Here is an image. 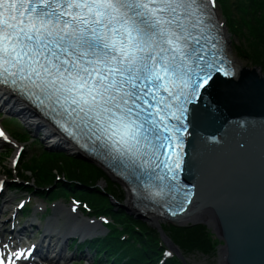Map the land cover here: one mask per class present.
<instances>
[{
	"label": "snow or ice",
	"instance_id": "1",
	"mask_svg": "<svg viewBox=\"0 0 264 264\" xmlns=\"http://www.w3.org/2000/svg\"><path fill=\"white\" fill-rule=\"evenodd\" d=\"M215 4L0 0V86L54 113L73 137L146 157L145 166L162 169L155 173L160 185L154 195L163 198L166 189L180 191L172 182L181 157L161 159L160 150L180 139L185 104L207 90L216 66L215 52L206 60L209 51L201 45L203 39L216 47L205 35V14ZM177 210L183 211L181 203ZM24 255L12 253L16 259Z\"/></svg>",
	"mask_w": 264,
	"mask_h": 264
},
{
	"label": "water",
	"instance_id": "2",
	"mask_svg": "<svg viewBox=\"0 0 264 264\" xmlns=\"http://www.w3.org/2000/svg\"><path fill=\"white\" fill-rule=\"evenodd\" d=\"M243 69L241 76L215 72L201 105L191 104L183 179L197 195L184 211L164 217L183 224L174 216L208 206L215 264H264V75Z\"/></svg>",
	"mask_w": 264,
	"mask_h": 264
},
{
	"label": "trees",
	"instance_id": "3",
	"mask_svg": "<svg viewBox=\"0 0 264 264\" xmlns=\"http://www.w3.org/2000/svg\"><path fill=\"white\" fill-rule=\"evenodd\" d=\"M224 2L226 3L227 17L231 24L230 28L235 32L245 29V31L251 33L249 46L251 48L252 59L257 64L256 61L264 58V7L257 6L254 9L257 14L250 13V8L254 7V1H250L249 5H242L248 8L246 9L247 13L243 12L244 16L240 11V7L242 8V6L236 0H224ZM237 12L243 16H241L240 20L236 21ZM246 18H250V21L246 20V24L248 22L251 23L249 28L242 22ZM78 155L68 151H45L41 158L35 157L20 165L18 167L19 175L30 180L33 179L40 185L55 184V188L61 191L71 189L75 193L93 200L96 204H107L116 220L141 226V232L134 231L136 241H132L134 242L132 244H129V242L122 243L113 237L94 242L96 247L102 248V251L108 258H115V264H156L161 251V248L157 244V239L162 234L183 253L198 251L209 254L215 250L211 232L207 225L201 222L179 224L165 221L156 226L144 219H139L135 214L128 213L126 209L119 205L115 207L112 200L124 202L127 198L125 187L100 164L88 157L85 159L80 158ZM3 164H5V158H2L1 155L0 166L4 167V169L0 170V173L11 176L12 170L7 165L3 166ZM57 174L66 175L74 179L75 183L70 185L62 180H57ZM127 245L134 247L135 251L130 255L128 261L123 263L121 260L123 250L121 249L120 251V248H125ZM166 264L186 263L181 257L175 256L169 259Z\"/></svg>",
	"mask_w": 264,
	"mask_h": 264
},
{
	"label": "rangeland",
	"instance_id": "4",
	"mask_svg": "<svg viewBox=\"0 0 264 264\" xmlns=\"http://www.w3.org/2000/svg\"><path fill=\"white\" fill-rule=\"evenodd\" d=\"M220 1V5H221V8H222V11H221V8H220V6H217V9H218V11H219V13L220 14H222V12H223V14H224V19H225V28H226V34H227V46H228V50H229V52H230V54L232 55V57H233V59H234V61L238 64V65H241V68H243V67H250V68H253V67H256L259 71H260V73L261 74H263L264 75V61H262V60H258V61H256L257 62V64L256 63H254V61H253V59H252V53H251V48H250V46H249V42L251 41V33L250 32H248V31H245V29H241V30H237L236 32L232 29V28H230V26H231V24H230V22H229V19H228V17H227V13H226V3L224 2V0H219ZM254 1V7H252V8H250V13H255V14H257L256 12H255V8L257 7V6H259V7H264V3H259L258 4V2H257V0H253ZM263 1V0H262ZM236 2L240 5V6H242V5H244V6H247V5H249L250 4V0H236ZM222 3V4H221ZM222 5H223V7H222ZM244 6H242V8L240 7V11L243 13H247L246 12V9H248L247 7H244ZM224 8V9H223ZM243 13V14H244ZM250 13H249V15H250ZM238 16L236 17L237 19H235L236 21L237 20H240V18H241V16H243L242 14L240 15L238 12L236 13ZM249 15H246V16H249ZM223 16V15H222ZM244 16H245V14H244ZM239 18V19H238ZM245 20V21H244ZM242 22H244V24H245V26L247 27V28H249V26H250V24L251 23H247L246 24V20H249L250 21V18H246V19H244ZM233 26H235V25H233ZM263 46V45H262ZM234 62V63H235ZM15 117H17V116H10V119L11 118H15ZM5 117H3V116H1V112H0V120L3 122V119H4ZM9 118V117H8ZM10 121H13V124H21V123H19V122H17V121H14L13 119H11ZM28 121H30L31 123H33V121H32V119H28ZM49 140V141H48ZM39 141V140H38ZM46 141H47V144L48 143H50L51 141H52V139H50V138H46ZM64 145V144H63ZM66 146V145H65ZM7 147H9V146H7ZM6 149L7 148H5V146L4 147H2V146H0V154L2 153V152H5L6 151ZM41 149V143H40V141H39V143L38 144H36V145H31V144H27V146L25 147L24 146V151L22 152V154L23 153H25L26 155L27 154H32V153H34V152H37V151H39ZM51 150H55V149H51ZM44 151V150H43ZM42 151V152H43ZM72 153H80L79 155H81V156H83L84 157V159L85 158H90L91 160H94L95 162H96V160L94 159V158H92L91 156H89V155H87V154H85L84 152H82V151H71ZM12 152H11V155L9 156V158H7V160L5 161V163L7 164V163H9V159L11 158V156H12ZM6 164H3V166H5ZM4 169V167H1L0 166V170H3ZM114 176V178L118 181V182H120V184H122L124 187H125V189H126V192H127V198L124 200V202H119V204H117V205H119V206H121V207H123L124 209H126L128 212H130V213H132V214H135V215H139L140 214V216L139 217H142L145 221H148V222H150V223H152V224H154V225H156V226H159V224L162 222H165V221H170V219L171 218H164V217H160V219H159V221H158V223H155L154 221H152L149 217H150V215H147V214H143V213H140V212H138V211H136V209L131 205V199H130V193H129V191H128V188L126 187V185L125 184H123V182L120 180V178L119 177H117V176H115V175H113ZM102 185V184H101ZM11 194H13V193H10L9 192V195H10V200L12 201V202H10V203H8V204H5L6 206H9V205H11V204H14L15 203V201L16 200H13V197H11ZM8 195V196H9ZM5 207V206H4ZM160 216V215H159ZM190 222H194V221H188V222H186V223H190ZM185 222L183 223V224H186ZM203 224H205V223H203ZM205 225H207V224H205ZM207 227H208V229L210 230V234H211V237H212V240H213V242H214V245H215V250L212 252V253H209V254H204V253H201V252H198V251H194V252H192V253H183L180 249V251L179 250H177V251H179L178 253H179V255H180V257L182 258V260H185L186 262H187V264H215V251H216V233L213 231V229L210 227V226H208L207 225ZM167 241H168V243L169 244H171L170 243V240L167 238ZM176 249H178V248H176Z\"/></svg>",
	"mask_w": 264,
	"mask_h": 264
},
{
	"label": "bare ground",
	"instance_id": "5",
	"mask_svg": "<svg viewBox=\"0 0 264 264\" xmlns=\"http://www.w3.org/2000/svg\"><path fill=\"white\" fill-rule=\"evenodd\" d=\"M234 69H235L236 75L240 72L239 73L240 76H241V74H243L244 72L247 71L246 69L241 68V65H238L236 62L234 63ZM0 105H2L4 107H8V108L16 110V111H20V113H22L27 119H29V118L32 119L33 123L36 124L37 127H41L44 129V131L48 135V138L52 139V141L54 143L59 144V145L64 144L73 150L78 149L77 146L73 142H71L68 137L63 136L62 133H59L57 128L53 124L51 125L48 122H46L43 119V117L39 114L38 111L34 110L33 108H30L28 104L21 101L20 99L10 96L9 93L5 92L2 88H0ZM19 152H20V148H16L14 151L13 158L9 162L10 164L9 165L7 164L8 167L11 168V166L15 165L13 163L16 160V156L18 155ZM78 154H80V153H78ZM2 156L5 157L7 155L2 154ZM78 157L84 158L81 155H78ZM0 177H1V175H0ZM131 205L134 206L132 201H131ZM128 213H130V212H128ZM130 214H132V213H130ZM146 214L150 215L149 218L152 221H154L155 223H158L160 217L161 218L164 217L163 215H161L159 213H155V212H148ZM139 216H140V214L137 216L139 219H143L142 217H139ZM62 217H64V216L63 215L60 216L59 214L55 213L53 215V217L50 218V222H49V225L51 228L50 231L57 230V229L66 230L67 228L69 230V228L78 227L79 226L78 222L82 221V219H80L78 217H73V218H71L69 216H67L66 218H62ZM174 217L177 218L180 222H185V223L188 221L203 220L204 219V220H207L208 223H211L210 226L212 229H213V227L216 228L212 211L209 209L208 206H199V207L189 211L186 214H183V215L178 216V217H176V216H174ZM215 231H216V229L214 230V232ZM177 250H179V248ZM61 254H65L63 248L61 249ZM69 262L70 261L63 260L62 264H69Z\"/></svg>",
	"mask_w": 264,
	"mask_h": 264
}]
</instances>
